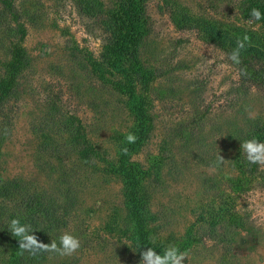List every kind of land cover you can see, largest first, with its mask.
<instances>
[{"label":"rangeland","instance_id":"1","mask_svg":"<svg viewBox=\"0 0 264 264\" xmlns=\"http://www.w3.org/2000/svg\"><path fill=\"white\" fill-rule=\"evenodd\" d=\"M16 3L26 18L23 47L30 67L2 113L12 126L0 151V180L22 179L57 197L69 189L77 196L62 231L77 236L81 247L71 256L51 252L45 264H140L127 232L120 176L104 170L102 162L94 167L81 161L50 116L53 105L77 116L91 143L118 160L119 143L132 133L135 118L128 96L116 88L120 79H99L87 60H101L108 35L96 18L80 11L77 0ZM179 11L264 32V25L242 21L235 0L148 1L151 32L141 57L156 76L150 91L154 129L132 160L147 171L153 240L167 247L189 234L197 238L183 264H264V185L254 181L243 194L229 187L239 176L238 142L246 121L264 117V90L255 87L253 93V86L243 85L226 53L196 30L178 29L173 14ZM4 51L0 38V63ZM230 194L245 226L220 227L213 237L204 217Z\"/></svg>","mask_w":264,"mask_h":264},{"label":"trees","instance_id":"2","mask_svg":"<svg viewBox=\"0 0 264 264\" xmlns=\"http://www.w3.org/2000/svg\"><path fill=\"white\" fill-rule=\"evenodd\" d=\"M149 0H77L78 7L85 15L96 18L104 33L108 35L103 47L101 60L87 57L92 74L108 81V75L115 76L116 88L128 96V107L135 118L132 130L137 139L128 143L126 138L119 143L118 160L112 161L88 138V133L81 120L75 115L52 107L50 116L57 132L65 136L69 150L75 152L85 164L99 167L106 164L107 170L120 176L123 184L125 208L130 233L138 257L147 247H154L162 252L166 247L153 240L151 224L154 215L150 208V198L144 191L147 171L132 160L133 155L148 141L154 129V117L151 114L152 98L150 91L155 81L154 71L146 68L141 57V48L150 35L147 16ZM227 2L229 0H222ZM236 9L242 21L264 25L251 17L253 8L264 14V0H235ZM173 21L180 30L194 29L200 39L212 44L228 54L237 47V41L245 35L250 41L240 53V64H232L238 69L243 85L249 84L264 90V32L246 31L234 25L221 24L219 20L196 17L185 12L173 14ZM28 29L24 13L17 6L16 0H0V38L5 49L6 60L0 63V121H6L0 128V151L6 136L10 132V118L1 119L6 104L17 97L19 78L30 67V57L23 47ZM140 87V89H139ZM239 137V155L236 166L239 176L229 183L233 193L243 194L254 181L264 185V169L250 164L242 152L241 143L253 137L264 142V117L249 119ZM49 126V125H48ZM58 147V146H57ZM52 148L51 143L45 150ZM127 149V154L124 149ZM67 172L63 173L66 176ZM61 184V183H60ZM61 199V200H60ZM77 196L72 190H63L59 197L40 186L22 179L0 180V263L1 264H45L51 252L31 255L19 250L18 238L12 236L9 223L14 218L31 224L38 240L50 244L57 240L68 225L74 212ZM234 196L226 195V201L220 205L209 206L204 220L208 223L211 236L217 237L220 227L224 231L230 228L241 229L245 226L244 218L234 207ZM234 239V237H232ZM198 240L189 234L187 238L176 242L181 251L188 252Z\"/></svg>","mask_w":264,"mask_h":264},{"label":"clouds","instance_id":"3","mask_svg":"<svg viewBox=\"0 0 264 264\" xmlns=\"http://www.w3.org/2000/svg\"><path fill=\"white\" fill-rule=\"evenodd\" d=\"M251 17L259 21L264 19V14L257 8L251 11ZM251 23V21H249ZM250 41V37L245 35L242 40L237 41V47L228 54L227 58L235 64H240V53L245 48V42ZM253 93L256 92L255 87L251 89ZM137 137L129 133L126 136L128 143H135ZM242 152L246 156L250 164L258 165L264 168V142L253 137L241 143ZM124 153L127 154L125 148ZM223 161L222 157H220ZM9 230L12 236L17 237L19 241V250L21 252H28L31 255H36L40 252H54L61 256H71L75 254L81 247L80 239L71 232H63L57 240H51L50 244L42 243L38 240L32 229L31 224L24 223L20 218H14L9 223ZM188 259V253L181 251L180 248L174 244L168 245L162 252L156 251L154 247H147L141 252L140 264H183L185 259Z\"/></svg>","mask_w":264,"mask_h":264}]
</instances>
